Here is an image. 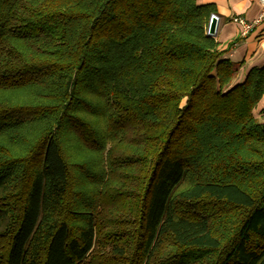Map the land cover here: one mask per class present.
I'll use <instances>...</instances> for the list:
<instances>
[{"label":"trees","instance_id":"16d2710c","mask_svg":"<svg viewBox=\"0 0 264 264\" xmlns=\"http://www.w3.org/2000/svg\"><path fill=\"white\" fill-rule=\"evenodd\" d=\"M196 0H0V264H264V64Z\"/></svg>","mask_w":264,"mask_h":264},{"label":"crops","instance_id":"0c3cea01","mask_svg":"<svg viewBox=\"0 0 264 264\" xmlns=\"http://www.w3.org/2000/svg\"><path fill=\"white\" fill-rule=\"evenodd\" d=\"M196 2L215 5L214 13L220 17L215 38L221 49L227 48L230 42L239 39L227 54L233 61L242 62L237 83L245 79L251 67L264 64V15L261 0H196ZM235 16L247 20L260 17V21L246 35H242V26L233 20ZM263 109L264 95L257 103L254 113L261 116Z\"/></svg>","mask_w":264,"mask_h":264},{"label":"built area","instance_id":"2783aa9c","mask_svg":"<svg viewBox=\"0 0 264 264\" xmlns=\"http://www.w3.org/2000/svg\"><path fill=\"white\" fill-rule=\"evenodd\" d=\"M261 2L263 4V15H264V0H261ZM233 20L238 22L242 26V32H241L242 35H246L249 31L253 29L254 25L260 21V17L254 20H247L244 17L235 16Z\"/></svg>","mask_w":264,"mask_h":264},{"label":"water","instance_id":"95a60500","mask_svg":"<svg viewBox=\"0 0 264 264\" xmlns=\"http://www.w3.org/2000/svg\"><path fill=\"white\" fill-rule=\"evenodd\" d=\"M220 17L216 13H212L210 15L208 27H207V34L210 36H216L218 31Z\"/></svg>","mask_w":264,"mask_h":264}]
</instances>
